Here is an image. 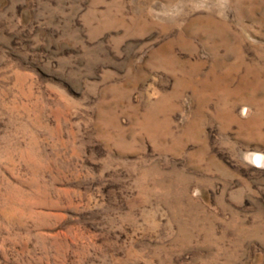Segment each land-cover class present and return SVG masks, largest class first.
<instances>
[{"label":"rangeland","instance_id":"1","mask_svg":"<svg viewBox=\"0 0 264 264\" xmlns=\"http://www.w3.org/2000/svg\"><path fill=\"white\" fill-rule=\"evenodd\" d=\"M0 264H264V0H0Z\"/></svg>","mask_w":264,"mask_h":264},{"label":"bare ground","instance_id":"2","mask_svg":"<svg viewBox=\"0 0 264 264\" xmlns=\"http://www.w3.org/2000/svg\"><path fill=\"white\" fill-rule=\"evenodd\" d=\"M257 160H258L259 162H261V161H262V157H261V156H258V157H257Z\"/></svg>","mask_w":264,"mask_h":264}]
</instances>
